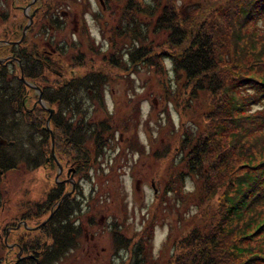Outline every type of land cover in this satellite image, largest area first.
<instances>
[{
  "label": "trees",
  "instance_id": "obj_1",
  "mask_svg": "<svg viewBox=\"0 0 264 264\" xmlns=\"http://www.w3.org/2000/svg\"><path fill=\"white\" fill-rule=\"evenodd\" d=\"M118 2L124 21L111 27V32L128 43L116 48L115 39L108 50L91 43L90 48L87 46L89 53L100 54L102 61L114 67L124 66L125 70L140 64L163 70V59L170 58L173 71L179 74V80L183 78V102L188 104L185 111L192 101L208 107L195 126L184 129L172 156L173 171L165 180L164 192L170 198L175 196L176 204L179 199L194 203L191 216L182 217L197 220L174 240V252L167 264H264V0ZM117 12L110 11L112 15ZM142 15L149 18L146 24L138 20ZM34 25L35 21L31 27ZM150 34L161 36V46L152 44V39L146 44L141 42ZM83 45L78 41L67 49L60 47L64 49L60 55L75 66L82 65V52L74 49L81 50ZM28 47L9 45L19 65L0 63V184L6 172L18 165L24 170L41 167L47 180H52L33 207L36 216L55 208L42 226L48 240L34 234L27 240L19 239L23 252L39 253L43 264H49L77 246L82 232L76 223L77 214L72 219L75 209L80 210L81 203L74 197L81 189L77 185L75 192L64 197L70 183L52 178L58 166L51 152L52 138L54 151L65 165L59 176H64L72 163L78 173L83 165L98 161L114 125L109 117L93 116L102 102V93L97 92L106 78L102 71L89 67L82 75L64 76L51 71V61L57 67H66L61 56L46 60ZM47 71L57 78L49 79ZM24 78L36 83L46 109L39 102L34 105L37 97L32 99L33 89ZM177 100L173 99L175 106ZM138 147L140 151L144 149L142 143ZM151 152L158 157L168 155L169 144L165 142ZM188 179L195 184L186 193ZM2 204L0 190V207ZM28 212L27 208L20 211L27 224ZM113 233L116 251L129 249L127 264H150V259L159 256L142 244V237L133 243L119 231ZM30 256L8 263L33 264L37 258Z\"/></svg>",
  "mask_w": 264,
  "mask_h": 264
},
{
  "label": "rangeland",
  "instance_id": "obj_2",
  "mask_svg": "<svg viewBox=\"0 0 264 264\" xmlns=\"http://www.w3.org/2000/svg\"><path fill=\"white\" fill-rule=\"evenodd\" d=\"M117 2L118 0H101V3L99 0H0L1 64L9 61L19 65L20 61L9 51V45L26 44L28 48L36 49L46 60L61 56L66 66L64 68L57 67L56 62L50 60L51 71L58 74L78 76L92 67L106 75L97 91L102 93V102L97 108V114L93 116L111 119L114 125L111 137L106 146L104 145L106 149L103 154L98 156V161L80 167L76 177L81 191L74 198L81 204L80 210L75 209L73 212L72 219L77 214L79 223H76L82 228L77 246L49 264H127L130 258L129 249H120L119 253L116 251L113 231H119L120 236L130 238L133 243L142 237V244L146 243L153 254L156 253L155 256L159 255L156 260L150 259V264H167L168 257L174 252V240L186 233L192 227V222H197L196 218L184 219L191 216L189 214L195 209L194 203L179 199L176 204L175 196L170 198L164 192V186L165 180L173 171L172 156L178 150L184 129L195 126L208 107L192 101L189 103L190 108L185 111L188 104L183 102L186 101L181 87L183 78L179 80V74L173 71L170 58L163 59V70L146 64L125 70L124 66L114 67L102 61L100 54L98 56L89 53L87 46L90 48L91 43L107 50L115 39L118 41L116 48L128 43L126 39L119 40L111 32V27L124 21L120 18L121 3L119 5ZM112 10L118 11L117 14L112 15ZM138 20L146 24L149 18L142 15ZM34 21L35 25L31 27ZM55 23L61 27H56ZM22 39L24 41L20 43ZM146 39L141 42L146 44L152 39V44L161 46V36L150 34ZM78 41L84 45L81 50L75 47L74 52H82L83 63L75 66V63L68 62V57L60 55V50H64L60 47L67 46V49ZM60 42L62 43L59 44ZM19 69L20 77L23 78L21 68ZM47 72L49 79L57 78L52 72ZM24 81L33 89L30 95L34 100L37 97L34 105L37 104L41 91L36 83L25 78ZM173 99H178L177 106ZM202 103L204 104L203 99ZM38 104L46 109L43 100ZM46 126L50 128L48 122ZM165 142L169 144V154L163 157L153 156L151 150L161 147ZM140 143L144 146L142 151L138 147ZM50 147L58 164L56 175H61L65 165L54 151V138ZM45 174L41 167L24 170V166L18 165L16 169L7 171L3 177L0 184L3 202L0 207V255L3 264L14 263L18 257L27 255L37 258L32 260L33 264H43V260L39 259L41 254L23 252L19 239L27 240L30 237L28 235L33 234L46 239L42 226L48 220L50 212L33 215L35 201L42 199L52 185V180H47ZM56 175L52 174V178L55 179ZM194 184L193 179L186 180V193ZM70 189V185H67L66 190ZM165 200L168 201L167 205ZM23 208L30 210L27 213L30 217L28 224L21 219L20 211ZM20 225L27 230L23 231ZM15 227L20 228L12 229ZM84 228L87 230L86 236ZM92 234L93 239L90 237ZM85 247H89L90 252L85 251Z\"/></svg>",
  "mask_w": 264,
  "mask_h": 264
},
{
  "label": "flooded vegetation",
  "instance_id": "obj_3",
  "mask_svg": "<svg viewBox=\"0 0 264 264\" xmlns=\"http://www.w3.org/2000/svg\"><path fill=\"white\" fill-rule=\"evenodd\" d=\"M21 7V6H20ZM60 168V167H59ZM61 170V169H60ZM62 173V172H61ZM75 174H78L77 173V171H76V169L73 167V166H70V167H68L67 168V170L64 172V176H62V178L61 179H59V175H60V173H58V176L56 177L55 176V179L57 180V181H60V182H63V183H66V182H69L70 183V190H68V191H71V193H73V192H75L76 191V185H77V182H75V180H74V178H76L75 177ZM78 188H79V186H78ZM70 193V194H71ZM69 196V195H68ZM55 209V208H54ZM54 209L53 208H51L50 209V213H52V215L54 214ZM52 215H51V217H52ZM50 217V218H51ZM49 218V219H50ZM48 219V220H49ZM47 220V221H48ZM46 221V222H47ZM86 229L84 228V234H85V236H86ZM92 239L94 238V236H93V234L90 236ZM87 240H89V239H87ZM87 248V250H85ZM84 250L85 251H87V252H90V249H89V247H85L84 248ZM32 256V255H31ZM31 256H30V258H31ZM25 257V256H24ZM33 258V257H32Z\"/></svg>",
  "mask_w": 264,
  "mask_h": 264
},
{
  "label": "water",
  "instance_id": "obj_4",
  "mask_svg": "<svg viewBox=\"0 0 264 264\" xmlns=\"http://www.w3.org/2000/svg\"><path fill=\"white\" fill-rule=\"evenodd\" d=\"M100 1V3H101V0H99ZM29 22H31V16H29ZM28 25V24H27ZM38 101L39 102H41L42 100H41V95H39V98H38ZM52 109L50 110V113H52ZM60 169H61V167H60ZM60 171V170H59ZM57 176H58V174H57ZM56 176V177H57ZM153 186V185H152ZM71 193V191H69V192H67L65 195H64V197L65 196H68L69 194ZM154 193H156V188H154ZM51 215H52V213H50V215L48 216V218L47 219H49L50 217H51ZM36 264H38V263H36Z\"/></svg>",
  "mask_w": 264,
  "mask_h": 264
}]
</instances>
